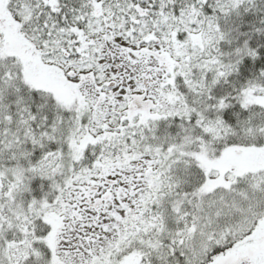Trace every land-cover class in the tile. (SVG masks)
Instances as JSON below:
<instances>
[{
  "label": "snow or ice",
  "instance_id": "snow-or-ice-1",
  "mask_svg": "<svg viewBox=\"0 0 264 264\" xmlns=\"http://www.w3.org/2000/svg\"><path fill=\"white\" fill-rule=\"evenodd\" d=\"M0 264H264V0H0Z\"/></svg>",
  "mask_w": 264,
  "mask_h": 264
}]
</instances>
